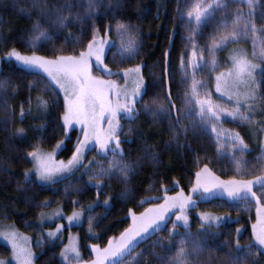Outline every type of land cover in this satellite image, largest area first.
Here are the masks:
<instances>
[{"label":"trees","instance_id":"trees-1","mask_svg":"<svg viewBox=\"0 0 264 264\" xmlns=\"http://www.w3.org/2000/svg\"><path fill=\"white\" fill-rule=\"evenodd\" d=\"M197 2L198 0H97L96 7L89 10L88 0H79L78 4L73 0L76 6L69 17V26L50 29L53 40L39 43L37 48L32 49L27 42L33 22L40 19L45 27H48V22L32 7L31 0H0V58L4 57L5 46L16 47L27 54L37 51L39 55L49 57L78 53L82 44L74 45V42L80 36L81 30L86 34L83 38L86 44L92 37V29L95 28L98 30L96 35L107 34L111 41L105 58V64L110 69L118 70L137 64L142 66L145 83L150 89L148 95L143 97V102L148 104L150 109L159 107L152 104V100L162 99V89L166 92L169 87L173 98L176 99V107L182 108L185 84L182 83L184 70L180 64L181 55H191L193 46L198 53L197 60L200 59L199 54L203 53L205 67L203 72H196L195 78L199 80L202 77L207 82L206 87L210 86L214 72L210 70L212 56L209 54V48L214 38L218 40L220 35L233 30L231 21L237 7L235 3H230L226 11L210 9L212 14L197 23L194 17L189 18L186 15ZM199 2L208 3L210 0ZM57 3L63 4L64 0H49L50 5ZM240 7L245 14L248 12L246 4H241ZM262 12L264 0H255L258 29L261 27L259 17ZM64 15L69 13L65 11ZM224 18L228 20L227 28L221 23ZM117 23L129 26L128 31L121 35L117 31ZM242 25L243 21L240 22V26ZM129 34L137 43L136 54L131 57L121 51L122 41H126ZM258 35L264 37V32L258 31ZM242 39L244 38L239 41ZM232 44L234 43L229 40L216 48V70L223 67L218 60L222 50ZM165 67L167 77L164 75ZM187 70L191 72L190 68ZM0 81L6 82L5 87L0 89V224L13 225L17 231L31 238L35 264H61V246L44 239L43 228L37 224L43 210L60 205L67 214L74 209L83 208V225L71 230L79 236L80 252L87 259L91 258V244L104 246L108 238L118 237L119 233L129 226V209L138 215L152 203L147 200L158 198L154 202H162L166 190L168 195L177 189L187 191L193 184L198 167H202L204 163L209 164L212 171L225 180L231 177L251 179L253 175H261L264 172V159H258L263 153V135H259L255 147L248 146V152L242 157L235 156L242 162V171L238 172L233 157L219 156L217 144L209 130L201 133L197 129L194 133L191 121L185 120L183 124L189 128L185 138L183 132L177 133L173 130L174 126L169 124L166 116H153L151 111L145 112L142 105L137 104L139 115L135 120L125 122L121 132V139L126 141L121 145L124 152L123 163L133 166L127 182L119 173L113 174L111 179L105 175L98 179L106 187L96 191L95 187L90 186V182H97V179L90 180L89 177L95 176L97 167L90 173H82L79 179L64 181L53 187L40 186L33 180L31 183L26 182L24 173L30 168L29 158H26L27 152L32 151L34 147L52 149L64 136L60 119L63 112L62 99L59 95L58 102H54L57 97L51 94L50 89L36 86L30 88V85H39L40 75L27 72L12 62L1 63ZM188 84H191L190 77ZM39 99L47 100V106L39 107ZM21 105L24 107L22 122ZM259 108L260 112L256 117L262 120L264 125V101H260ZM223 125L225 128L239 131V128H234L235 125L228 121H224ZM21 127L25 132L16 133L15 129ZM76 141L77 133L72 131L60 154L61 158L66 159L71 155ZM150 153H155L158 160L153 159ZM110 159L109 155L108 160ZM100 164L108 167V161L105 159ZM106 198L109 199V204L105 207ZM45 202L47 206L42 207ZM89 205L93 206L91 212L88 210ZM254 209V205L249 202L230 204L223 199L198 203V211L222 222L218 226L209 227L192 215L189 228L176 229L181 234L190 231L193 239L199 234L205 250L199 256L190 257L193 264H230V252H235L234 258L238 260L246 257L248 264L252 261H255V264H264V255L253 245L251 228L255 222ZM89 216L93 225L91 232ZM237 229L242 232L239 236ZM169 230L170 226L167 225L152 234L150 239L138 244L131 255L135 256L145 250L148 254L143 257L142 264H169L170 258L176 254L177 241L180 238L171 240L168 236ZM158 239L162 241L163 246L152 249L151 246ZM237 240L240 248L238 252ZM249 245L254 247L256 255L246 254ZM185 248L187 252L192 253L190 243L186 244ZM152 252L155 255L151 254ZM9 254L8 248L0 244V260L7 259Z\"/></svg>","mask_w":264,"mask_h":264},{"label":"snow or ice","instance_id":"snow-or-ice-1","mask_svg":"<svg viewBox=\"0 0 264 264\" xmlns=\"http://www.w3.org/2000/svg\"><path fill=\"white\" fill-rule=\"evenodd\" d=\"M79 0H76L78 4ZM230 3L237 5L234 18L231 23L233 30L220 35L218 40L213 39L212 46L209 48V54L212 56L210 62V70L216 72L215 50L221 44L231 40L233 43H238L241 38L247 39L249 35L252 39V52L249 53L243 49H234L230 54V67L223 71L216 72L215 75V91L220 94V97H227V101L234 103H226L220 99H213L211 92L207 89L200 90V81L196 80V71L203 68L205 65L197 60L198 53L193 46L191 55L182 54L180 57L181 68L184 70L185 84L184 96L181 100L182 108L176 107V99L173 98L170 87L166 92L162 89V99L157 98L152 100V104L159 105L158 108H149L148 104L143 102V97L148 95L150 89L145 83L142 74V66L140 64L134 67H124L118 69L117 72H112L107 64L104 63V47L103 40L98 39L97 29H92V37L88 39L86 44L83 38L86 35L82 30L80 36L74 42L82 44V48L78 53L69 55L59 54L51 57L39 55L37 51H31L30 54L23 53L16 47L4 48V57L11 63L15 60L23 65L26 69L37 70L40 76L39 85H30L50 89L51 94H55L58 102L59 93H63V112L60 116L62 120V131L65 138L70 130L79 126L82 138L77 136L76 144L73 147L71 156L67 161L54 160V152L47 153L42 148L34 147L32 151L27 152L26 158H31L35 170V176L38 180L50 183H57L64 177L61 173H69L73 170L78 171L80 168H85L83 161L86 159L85 152L91 151L90 142H94L92 147L97 150V155L104 157L108 161V167H103L99 161L90 162V165L97 167L98 171L95 176H90L89 179H97L95 187L102 189L106 187L99 181V177L107 175L111 179L112 175L119 173L127 182L130 174L133 171V166L123 163L124 152L121 148L122 143L126 142L121 139L123 128L120 124L121 119L135 120L139 115L137 104H141L145 112L151 111L153 116H166L169 124L173 125V130L177 133L183 132L186 135L189 128L183 124V121H191V129L199 130L201 133L209 130L215 134L217 141L223 135H228L232 142L233 148L239 146V155L242 157L248 149V143L240 135L239 132H231L222 127V118L231 117L233 121L239 120L242 123H251L252 117L249 112L256 110V105L260 101H264V37L258 35L259 32H264V12L259 17L261 27H257V17L255 15V0H210L208 3L198 2L186 12L187 17H194L199 23L203 18L211 15L210 9L227 10ZM241 4H246L248 12L245 14L240 7ZM32 7L38 10L41 18L48 22V27L41 23L40 19L33 22L30 31V39L27 44L30 48H37L39 43L49 42L53 40L50 34V29L68 27L70 23V15L74 6L73 0H64L63 4H49V0H31ZM97 0H88V9L96 7ZM67 11L69 15H64ZM54 16V18H53ZM79 18V14H77ZM243 25L240 26V22ZM222 26L228 27L227 18L222 19ZM129 26L122 23H117V31L123 35L127 32ZM122 52H126L129 57L136 54L137 43L129 34L126 41H122ZM168 52H165V57ZM200 59H203V53L199 54ZM93 58L95 59L96 67L107 75L121 76L124 85L121 86L117 80L105 79L104 76L93 75ZM259 61V62H256ZM167 63V61H166ZM191 69V72L187 70ZM122 74V75H121ZM164 75L167 77V67L164 69ZM191 78V84H188V79ZM132 81V87L128 86L129 80ZM4 81H0V89L5 87ZM155 87V85H153ZM6 103V101H5ZM47 100L39 99L38 106L46 107ZM243 105V110H242ZM31 110V109H29ZM173 112L175 115H173ZM122 114V115H121ZM21 122L24 118V107H20ZM107 127H104V123ZM16 133L23 134L24 128L15 129ZM131 131V129H129ZM264 145V141H261ZM64 145V139L57 141L55 149H60ZM109 155L111 159L108 160ZM153 159L158 157L155 153H150ZM258 159H264L259 157ZM233 160L236 163V170L241 172V160ZM24 179L31 183V177L28 170H25ZM254 186H258V191L254 190ZM203 193L214 194L217 190L226 193L228 197L237 200L249 201L251 198L257 205V220L252 225V234L255 242L264 248V174L253 175L251 179H237L231 177L227 180H222L212 171L209 164L204 163L202 167H198L195 172V182L191 186V193H196L199 190ZM67 193V189H65ZM259 192V195H258ZM99 192L97 196H99ZM109 203V199L104 201L105 206ZM194 203L192 195H185L183 190L176 192L175 195H168L167 190L163 197L162 203H150V206L145 208L138 215L129 209L131 216V224L124 228L119 236L110 237L104 246L100 244H91V259L83 260L81 252L76 244L65 245L60 255L63 261L67 264H142L143 257L148 254L145 250L131 255L138 247L139 242L146 241L151 238V234L162 230V225L166 224L170 214H174L175 221H172L171 230L168 236L171 240L180 237L177 241L176 254L169 260V264H193L191 256H199L204 252L201 245L199 234L193 239L190 231L183 234L178 233L177 222L183 221V227H189V216L186 214V209ZM76 202H73L75 208ZM45 202L42 207H46ZM92 205L88 206L89 212L92 211ZM172 209L179 211L172 213ZM83 213V208L80 211L73 210L72 214L67 216L69 224L73 221H79ZM43 215V214H41ZM59 215V213H55ZM200 219L209 222L217 219L207 213H201ZM89 232L92 231V218H88ZM63 225L57 224L55 232L50 231L48 235L54 237L60 232ZM203 227V225H202ZM239 233V229L236 230ZM2 236L12 249L13 259L16 264H33V253L27 247V237L20 236L13 231H0ZM192 246V253L186 251V244ZM157 246H163L161 240H156L151 246L154 249ZM239 241L237 240L238 252ZM151 254L155 255L154 252ZM248 256H254L257 253L254 247L249 245L246 248ZM230 264H248L246 257L235 259V252H230ZM0 264H6L0 260ZM7 264H11L8 261ZM210 264V262H209ZM251 264H255L252 261Z\"/></svg>","mask_w":264,"mask_h":264},{"label":"rangeland","instance_id":"rangeland-1","mask_svg":"<svg viewBox=\"0 0 264 264\" xmlns=\"http://www.w3.org/2000/svg\"><path fill=\"white\" fill-rule=\"evenodd\" d=\"M97 37H98V39H102L103 40L104 63H105V58H106L107 52L109 51V48L111 46V41L109 40L107 34H105V35L97 34ZM250 40H251V42H250ZM252 47H253V45H252L251 36L249 37V41H248V39H242L238 43H234V44L230 45L227 48L224 47L225 49L223 48L224 50H222L221 54L218 57V60L220 61V63H222L223 67L220 68V69H218V70H216V72L223 71L226 68L230 67L231 61H230L229 57H230V54L232 53V51L234 49H243V50H246L249 53V55H250L251 52H252ZM121 51H122V49H121ZM121 51H119V52H121ZM4 61H6V59H0V66H1V63L4 62ZM198 62L204 65L203 60L198 59ZM256 62H259V61H256ZM12 63L14 65H16L17 67H19V68H21V69H23V70H25L27 72L37 74V70H34V69H26L23 65L17 63L15 60H13ZM102 67L103 66L101 65L100 68H102ZM204 67L197 69V71L203 72ZM100 68L96 67V65H95V59L93 58V75H96V76H104L105 79L117 80L118 83L121 86L124 85V81L121 78V76H111V77H108L107 75H105L100 70ZM111 70L114 73L118 71L117 69L116 70L111 69ZM216 72H214L213 76L211 77V83H210V86H208V87H206L207 82L202 77L198 80V81H200V84L202 86V87H200V90L201 91H203L204 89H207L208 91L210 90L209 92H211L212 97H213L214 100L215 99H220V100H222L223 102H226V103H234V102L227 101V97H220V94L215 91V75H216ZM39 75L41 76L43 74L40 73ZM128 86L129 87H132V81H131V79L129 80ZM59 95L61 96L62 103H63V93H59ZM242 110H243V105H242ZM259 112H260L259 104L256 105V110L255 111L249 112V115L252 117V122L251 123H242L239 120L233 121L231 117H223L222 118V127L224 129H226V130H229L230 129L231 132H239L240 135L243 134L245 136V138H246L245 139V142L248 143V146L249 145H253L255 147L257 145L259 135H261V136L263 135L264 136V125H263V121L262 120H259L256 117V115H258ZM128 121H131V120L121 119L120 120L121 126H123V124L125 122H128ZM224 121H228L231 125H235L233 127L234 128H239V131H237V130H235L233 128H230V127L225 128V126L223 125L224 124ZM104 127H107V123L106 122L104 123ZM72 131H76L77 136H80L82 138V133L80 132L79 126H76L73 130H70L69 131V133L67 135V138H65V134H64V136L62 138V139H64V145L60 149H55V146H54L52 149L43 150V151H45L47 153H53L54 152V160H56V161H60V160L67 161V159L71 155L68 158L64 159V158H61L60 154H61L62 150L65 147L66 140H68L70 138V134H71ZM209 131H210V129H209ZM210 133H211V131H210ZM211 135H212L214 141L217 144V151H218L219 156H228V157H233L234 155L235 156H239V146L237 145L236 148H233L232 142L229 139V136L228 135L221 136L218 141H217V139L215 137V134L211 133ZM93 143L94 142H90V144H89V147L92 148V150L91 151H87L86 150V152H85L86 159L83 161V163H84V165L86 167L85 168H80L78 171L73 170L72 172H69V173H61L60 175L63 176L64 178L63 179H60L57 183H50V182H44V181L38 180L36 178V176H35V170H34L33 163L31 161V158H29L30 168L28 169V171H29L31 180L35 181L40 186L53 187L56 184L61 183V182H64V181H70L72 179H77V178L79 179L80 178V175L82 173H87V172L90 173L91 171H93L96 168V167L91 166L90 165V162H93V161H99V162H101L102 160H104V157H102L100 155H97V150L92 147V144ZM121 148H122V146H121ZM262 149H263V153H264V147H262ZM246 152H248V149L245 151V153ZM263 153L261 154V157H264ZM262 174H264V172ZM193 179H194L193 180V183H194L195 182V176H194ZM222 180H225V179H222ZM96 184H97V182H90V186L91 187H95ZM95 188H96V191H99L100 190L97 187H95ZM190 189H191V187L187 191H184L183 190V192H184L185 195H192V198H193V201H194V203L192 204V206L189 207L188 209H186V214L189 216V226L191 224V216L192 215L194 217H196L197 219H199L203 224H205V225H208L209 224V222L202 221L200 219L201 212L197 210V204L198 203H201V202H204V201L212 200V199H223V200L227 201L230 204H236V203H242V202L252 203L254 205V208H255L254 209V211H255V222H254V224L256 223V220H257V205H256V202L254 200H252L251 198L249 199V201L237 200V199H232V198L228 197V195L226 193H223L221 190H217L214 194H207V193H203V190L202 189L199 190L196 193H191ZM254 190H257L258 191V186H254ZM179 191H181V190L180 189H177L176 192H179ZM176 192L171 193L169 195L170 196L175 195ZM157 199L158 198H153V199H150V200H147V201H151L152 203H162L163 202V201L162 202H154V201H157ZM149 206L150 205H148L147 207H149ZM74 210H76V209H74ZM76 211H80V210L77 209ZM177 211H179V210L178 209H172L171 210L172 213H175ZM72 212L66 214L64 212V210L62 209V207L60 205H58V206H54V207L48 208L46 210H43L40 213L39 218L37 220V224L39 225V227L43 228L42 229L43 230V235H42L43 238L44 239L45 238L46 239H49L52 242H56V243H58L61 246L60 252H59V261H60L61 264H67L66 261H63L61 255H60V253L64 249L65 245L76 244L79 247V249H80L79 236L76 233H73L71 229L73 227H80V226L83 225L84 218H85V212L83 211V213L81 215V218H80V220L78 222L77 221H73L71 223V225H70L69 224V221L67 220V216L71 215ZM55 213H59V215H55ZM41 214H43V215H41ZM175 220H176L175 215L174 214H170L169 219L167 220L166 224L162 225V229L165 228L167 225H169L170 226V229H171L172 221H175ZM221 222H222V220H218V219L217 220L216 219L215 220H212L211 221V226L212 227L218 226V224H220ZM57 224L63 225L62 229L60 230L59 233H57L56 236L50 237L48 235V233L50 231L55 232ZM130 224H131V217H130V223H129V225ZM177 225H178L177 226V229L186 230L183 227V221L177 222ZM5 230H7V231H13L14 230L20 236L27 237L28 238L27 247H29L31 249L32 253H33V264H35V254L33 252L31 238L29 236H27L26 234H23V233L17 231L13 225H10V224H0V231H5ZM251 232H252V228H251ZM241 233H242L241 230L239 231V233L237 232V236L241 235ZM252 238H253V245L257 248V250H259L264 255V248H261V246L258 245L255 242V239L253 237V234H252ZM140 243L141 242H139L138 244H140ZM0 244L6 246L8 248V250H9V252H10L9 257L7 259L3 260V261H5L6 264H7L8 261H11V264H16V261L13 259V256H12L11 245L2 236H0ZM89 250L91 252V247H90ZM81 257L85 261L91 259L90 257L87 258V259L84 258L82 256V254H81Z\"/></svg>","mask_w":264,"mask_h":264}]
</instances>
